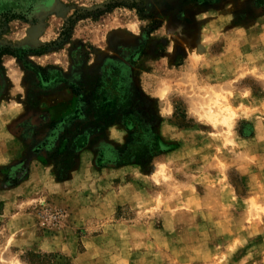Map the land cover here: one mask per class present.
I'll return each mask as SVG.
<instances>
[{
  "label": "rangeland",
  "instance_id": "obj_1",
  "mask_svg": "<svg viewBox=\"0 0 264 264\" xmlns=\"http://www.w3.org/2000/svg\"><path fill=\"white\" fill-rule=\"evenodd\" d=\"M0 264H264V0H0Z\"/></svg>",
  "mask_w": 264,
  "mask_h": 264
},
{
  "label": "trees",
  "instance_id": "obj_2",
  "mask_svg": "<svg viewBox=\"0 0 264 264\" xmlns=\"http://www.w3.org/2000/svg\"><path fill=\"white\" fill-rule=\"evenodd\" d=\"M104 105H105V104L102 103V104L96 106V109L102 112V111L104 110ZM75 115H76V113H75ZM75 115L69 117L65 122H66V123H69L68 125L72 124L73 121H74V119H75ZM67 141L70 142L71 146H78V145H79L78 142H77V138L75 137V134L71 137V139H70V138L67 139ZM133 153H134V152H133ZM135 154H136V153H135ZM67 155H69V154H67ZM130 156H131V155H130ZM135 156H136V155H135ZM128 158H129V157H127V159L124 160L125 163L128 162V160H129ZM134 158L137 159L136 157H134ZM119 162H120V160H119Z\"/></svg>",
  "mask_w": 264,
  "mask_h": 264
}]
</instances>
